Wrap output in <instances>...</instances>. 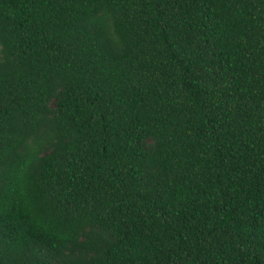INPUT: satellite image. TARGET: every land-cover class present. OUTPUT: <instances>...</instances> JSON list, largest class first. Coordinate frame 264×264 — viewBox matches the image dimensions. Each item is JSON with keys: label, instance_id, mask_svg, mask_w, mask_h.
<instances>
[{"label": "trees", "instance_id": "1", "mask_svg": "<svg viewBox=\"0 0 264 264\" xmlns=\"http://www.w3.org/2000/svg\"><path fill=\"white\" fill-rule=\"evenodd\" d=\"M0 264H264V0H0Z\"/></svg>", "mask_w": 264, "mask_h": 264}]
</instances>
